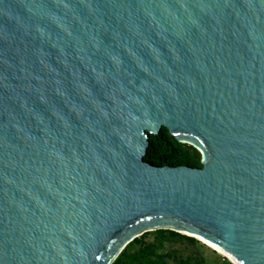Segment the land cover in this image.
<instances>
[{
	"label": "water",
	"instance_id": "1",
	"mask_svg": "<svg viewBox=\"0 0 264 264\" xmlns=\"http://www.w3.org/2000/svg\"><path fill=\"white\" fill-rule=\"evenodd\" d=\"M162 127L202 167L145 161ZM159 229L264 264V0H0V264Z\"/></svg>",
	"mask_w": 264,
	"mask_h": 264
},
{
	"label": "trees",
	"instance_id": "2",
	"mask_svg": "<svg viewBox=\"0 0 264 264\" xmlns=\"http://www.w3.org/2000/svg\"><path fill=\"white\" fill-rule=\"evenodd\" d=\"M144 160L156 166L202 167L200 152L189 144L178 142L164 127L157 134L149 135ZM184 241L196 249L200 247L209 249L193 237L168 229H159L145 232L135 238L112 264H220L208 259L203 251L196 250L183 256L177 249L167 248L168 244H179ZM212 252L216 254L215 251Z\"/></svg>",
	"mask_w": 264,
	"mask_h": 264
},
{
	"label": "rangeland",
	"instance_id": "3",
	"mask_svg": "<svg viewBox=\"0 0 264 264\" xmlns=\"http://www.w3.org/2000/svg\"><path fill=\"white\" fill-rule=\"evenodd\" d=\"M200 241V240H198ZM201 242V241H200ZM204 244L203 242H201ZM207 246L209 249L212 251H215L216 254H214L212 251L209 249L200 247L199 249L194 248L192 245H190L188 242H181L179 244H168L167 248L170 250L172 248L177 249L183 256L187 255L190 252H195L196 250L198 251H203L204 255L210 259L211 261H214L215 263H220V264H235V262L230 259L229 257H226L225 255H222L218 253L215 249L209 247L208 245L204 244Z\"/></svg>",
	"mask_w": 264,
	"mask_h": 264
},
{
	"label": "bare ground",
	"instance_id": "4",
	"mask_svg": "<svg viewBox=\"0 0 264 264\" xmlns=\"http://www.w3.org/2000/svg\"><path fill=\"white\" fill-rule=\"evenodd\" d=\"M199 240H200V239H199ZM202 242H203V241H202ZM205 244H206V243H205ZM208 246H209V245H208ZM209 247L215 249L218 253H220V254H222V255H225L226 257H229V258L232 259L234 262H236L235 259H233L232 257L228 256L227 254L223 253L222 251H220V250H218V249H216V248H214V247H212V246H209Z\"/></svg>",
	"mask_w": 264,
	"mask_h": 264
}]
</instances>
